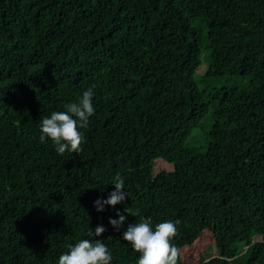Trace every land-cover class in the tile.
<instances>
[{"label": "trees", "instance_id": "trees-1", "mask_svg": "<svg viewBox=\"0 0 264 264\" xmlns=\"http://www.w3.org/2000/svg\"><path fill=\"white\" fill-rule=\"evenodd\" d=\"M89 87L82 151L59 155L40 122ZM117 176L123 207L97 212ZM141 216L179 222L178 264L204 230L218 255L195 264H264V0H0V264H58L97 225L136 264Z\"/></svg>", "mask_w": 264, "mask_h": 264}, {"label": "clouds", "instance_id": "clouds-1", "mask_svg": "<svg viewBox=\"0 0 264 264\" xmlns=\"http://www.w3.org/2000/svg\"><path fill=\"white\" fill-rule=\"evenodd\" d=\"M94 95L93 87H89L78 101L65 104V110L53 111L50 116L44 117L39 127L40 142L50 140L59 155L65 152H81L85 140L81 129L88 127L90 117L95 114ZM113 186L115 190L106 200L95 202L97 212H102L105 205L115 207L128 197L122 177H115ZM124 212L126 213V209ZM136 214L139 215V212ZM116 216L118 219L110 218L108 223L119 231L124 226L127 215L117 211ZM178 223L165 220L153 227L151 217L141 216L138 222L129 224L123 232L122 239L139 254L136 264H178L180 250L173 243L179 234ZM105 231L103 225H97L94 231L89 232L94 239H80L75 244H70L68 251L59 256L58 264H111L113 256L103 240L99 239Z\"/></svg>", "mask_w": 264, "mask_h": 264}, {"label": "rangeland", "instance_id": "rangeland-1", "mask_svg": "<svg viewBox=\"0 0 264 264\" xmlns=\"http://www.w3.org/2000/svg\"><path fill=\"white\" fill-rule=\"evenodd\" d=\"M204 52L201 53V61L203 58ZM204 71V64L201 63L200 66L197 68V70L195 71L194 74V78L196 79V75L197 74H201ZM223 79V77H221V79H219L214 86H220V81ZM197 86L201 87V83L197 80ZM209 109H207V111L205 112V114L202 116V118L198 121V124L192 128V130L190 131L189 135L187 136V138L184 141L185 145H189V144H200L203 141V130L201 128H203L206 123H208L209 121ZM170 166L162 159H156L154 161V169L155 170H163V171H170ZM123 205L122 203L119 205H116L115 207H108V210H113V209H120L122 208ZM249 226L246 227V230H248ZM250 234V235H249ZM258 239V236L254 233V232H248V234L245 237V240H247V242H253L256 241ZM201 256L203 259L207 260L210 257L216 256L218 255L216 247L213 244L212 238L210 236L209 231L204 230L201 232V234L197 237V239L189 246L183 248L181 250V256L184 259H187L189 262L188 264H195V258H197L198 256Z\"/></svg>", "mask_w": 264, "mask_h": 264}]
</instances>
